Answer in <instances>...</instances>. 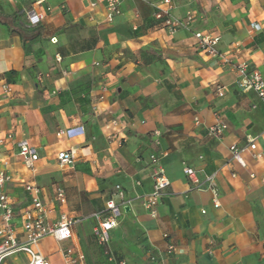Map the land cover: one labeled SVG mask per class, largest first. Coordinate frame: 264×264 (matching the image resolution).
Wrapping results in <instances>:
<instances>
[{"label":"crops","instance_id":"crops-1","mask_svg":"<svg viewBox=\"0 0 264 264\" xmlns=\"http://www.w3.org/2000/svg\"><path fill=\"white\" fill-rule=\"evenodd\" d=\"M91 1L49 0L32 27L29 0H0V131L12 135L0 167L11 176L4 191L13 198L18 236L20 212L31 205L23 185L32 184L54 208L49 223L62 214L75 221L72 244L85 264H264V103L237 86L229 66L199 51L193 36H219L220 53L264 78V0H174V17L191 8L195 20L173 34L154 19L160 0L125 1L112 23ZM112 121L117 126L106 129ZM216 123L226 126L220 139L207 132ZM67 129L78 130L57 135ZM23 140L38 152L35 173L17 156ZM251 140L258 158L242 152L241 167L229 147ZM68 150L73 163L60 168L57 155ZM152 153L163 155L169 181L155 214L135 200L122 207L108 244H98L93 230L106 218V202L122 201L115 187L125 199L151 191ZM186 167L196 171L198 188ZM70 244L45 238L37 251L64 264L60 251ZM23 255L29 263L24 253L11 257Z\"/></svg>","mask_w":264,"mask_h":264},{"label":"built area","instance_id":"built-area-1","mask_svg":"<svg viewBox=\"0 0 264 264\" xmlns=\"http://www.w3.org/2000/svg\"><path fill=\"white\" fill-rule=\"evenodd\" d=\"M30 9L25 12L28 24L35 27L44 19V13L41 7L49 0H29ZM128 0H92L90 7L92 9L101 6L104 10V20L107 23H112L120 14V4ZM151 1V0H146ZM174 0H160L154 3L155 8L154 19L161 23L169 34H173L180 29H188L195 20V13L191 8H187L185 14L181 18L174 17L172 10ZM48 11V9H47ZM196 48L206 56L217 58L224 65L229 66L236 75V84L242 91H251L264 103V78L257 69H253L247 62L235 63L220 53L217 45L220 41L219 36H214L208 33L195 32L193 34ZM55 42V39H51ZM56 60L60 61L57 55ZM40 79V77H38ZM4 92L8 94L10 88L5 85ZM216 92L219 97L223 96L224 88L218 86ZM198 121L196 120V123ZM116 127L117 122L112 121L106 126ZM78 129H81L79 127ZM78 129H67L59 131L58 136H70ZM226 126L222 123H216L208 127V135L215 139H220ZM153 144L159 146V138L161 132L154 130ZM12 139L11 133L0 131V155L3 147ZM19 157L23 167L30 173L36 172V163L39 160V155L34 147H31L27 141L23 140L17 143ZM232 153V159L241 167L244 162L241 158V153L249 151L252 154L256 150V145L253 140L248 142V145L242 148H237L235 145L229 147ZM254 157L258 158L253 154ZM162 154L152 153L148 156V162L151 166V191L143 197H135L133 199H125L120 186H116V194L122 199L121 204L117 205L113 200H109L105 204L104 214L106 218L101 221L93 230L94 238L97 243L105 246L110 240V231L118 225V219L122 214V207H127L133 204L135 200L140 201L142 208L150 215L155 214V208L158 206L160 199L163 197L166 188L169 186V181L166 176L164 166L162 164ZM74 151L68 150L60 152L57 155L58 166L66 168L73 163ZM189 183L196 188L199 187V179L197 173L192 168H184ZM212 180V177L208 178ZM11 181V176L8 174L5 165L0 167V264L3 260L18 253H24L29 256L28 264H49L37 251V245L45 238H51L58 244H71L62 248L60 253L64 264H85L83 253L76 247L73 242L72 226L74 220L65 215H60L56 222L49 223L48 215L53 212L54 208L49 207L39 198L40 189L32 184H24L23 189L29 195L31 205L23 208L20 212V230L21 238L18 236L17 228L14 226V203L13 198L4 191V187ZM212 204L214 208L219 207L218 193L216 189H211ZM57 203L63 205L65 203V195L62 189H57L55 193ZM204 213V212H202ZM98 218V215H94ZM167 238V235H164ZM174 247L169 245L167 253L172 254Z\"/></svg>","mask_w":264,"mask_h":264},{"label":"rangeland","instance_id":"rangeland-1","mask_svg":"<svg viewBox=\"0 0 264 264\" xmlns=\"http://www.w3.org/2000/svg\"><path fill=\"white\" fill-rule=\"evenodd\" d=\"M51 43V41H49ZM54 42V41H53ZM1 264H28V260L26 256L18 257V259H14L13 257H8L1 262Z\"/></svg>","mask_w":264,"mask_h":264}]
</instances>
